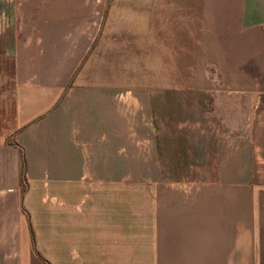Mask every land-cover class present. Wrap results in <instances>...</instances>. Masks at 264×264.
Segmentation results:
<instances>
[{"label": "crops", "instance_id": "obj_1", "mask_svg": "<svg viewBox=\"0 0 264 264\" xmlns=\"http://www.w3.org/2000/svg\"><path fill=\"white\" fill-rule=\"evenodd\" d=\"M14 15L0 264H264V0H19ZM160 104L182 105L180 129Z\"/></svg>", "mask_w": 264, "mask_h": 264}, {"label": "rangeland", "instance_id": "obj_2", "mask_svg": "<svg viewBox=\"0 0 264 264\" xmlns=\"http://www.w3.org/2000/svg\"><path fill=\"white\" fill-rule=\"evenodd\" d=\"M19 4V0H0V83H9L13 79V71H12V60L10 61V56H6L9 52L11 46H13L14 42V28L16 27L21 31L23 25L22 22L14 24V18L17 17L14 15L17 14V7ZM13 13V14H12ZM18 19V18H17ZM34 18H26L25 23L27 24L29 29H33L35 27V23L32 22ZM19 22V21H18ZM24 23V22H23ZM101 32L99 33L98 38L100 37ZM97 40L91 47H95ZM178 89V88H177ZM181 89V87L179 88ZM177 92V91H176ZM195 103L191 106H194L196 111L203 110L205 108H212V99L208 98L207 94H196L195 95ZM160 115L164 118L160 123L165 125V128H169L174 130L176 128L180 129L183 125V120H181V116L176 115L177 113H181L183 111L182 105H159ZM167 111H171L175 113V116H171L170 118H166ZM170 112V113H171ZM198 120V119H197ZM195 120L194 122L198 123L199 120ZM204 122V120L202 121ZM242 125V123H240ZM166 128V129H167ZM160 130L162 128L160 127ZM173 133V132H172ZM243 136L239 137L240 144L243 143ZM144 174H150V169H143Z\"/></svg>", "mask_w": 264, "mask_h": 264}]
</instances>
